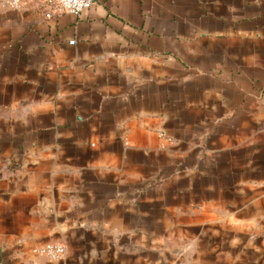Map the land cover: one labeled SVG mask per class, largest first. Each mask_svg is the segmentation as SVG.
Masks as SVG:
<instances>
[{
  "label": "crops",
  "instance_id": "0c3cea01",
  "mask_svg": "<svg viewBox=\"0 0 264 264\" xmlns=\"http://www.w3.org/2000/svg\"><path fill=\"white\" fill-rule=\"evenodd\" d=\"M0 264H264V0L0 2Z\"/></svg>",
  "mask_w": 264,
  "mask_h": 264
},
{
  "label": "built area",
  "instance_id": "2783aa9c",
  "mask_svg": "<svg viewBox=\"0 0 264 264\" xmlns=\"http://www.w3.org/2000/svg\"><path fill=\"white\" fill-rule=\"evenodd\" d=\"M1 3L12 8H21L25 5V0H0ZM38 7L43 10L46 18L60 16L65 13L80 15L88 10L95 0H33ZM75 40L71 44H75ZM38 253L49 257L50 259H61L66 252V246L63 243H47L36 250Z\"/></svg>",
  "mask_w": 264,
  "mask_h": 264
}]
</instances>
